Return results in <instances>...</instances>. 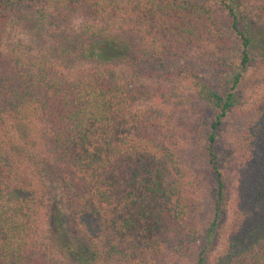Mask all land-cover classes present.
Segmentation results:
<instances>
[{
	"label": "trees",
	"instance_id": "16d2710c",
	"mask_svg": "<svg viewBox=\"0 0 264 264\" xmlns=\"http://www.w3.org/2000/svg\"><path fill=\"white\" fill-rule=\"evenodd\" d=\"M262 66L264 0H0V264H264Z\"/></svg>",
	"mask_w": 264,
	"mask_h": 264
},
{
	"label": "rangeland",
	"instance_id": "374dc122",
	"mask_svg": "<svg viewBox=\"0 0 264 264\" xmlns=\"http://www.w3.org/2000/svg\"><path fill=\"white\" fill-rule=\"evenodd\" d=\"M20 42H29V35L27 34V32L25 31V29L19 25L18 23H13V25L9 26V29L7 31V34L4 38V44L6 45V47L11 46V45H15L18 44ZM171 85V83H164L163 86H168ZM154 86H157V84L155 83ZM181 89H180V95L185 96L187 94V92H189V86L188 85H180ZM264 94V66L261 67V69L259 70L254 82L245 89L243 95H242V105L245 108H249L251 107L253 104H255ZM145 105V103H142ZM170 114L173 118L176 117H180L181 119H184V121H189L190 120V116H188L187 114H185L184 109H181V106L178 105H173L170 109ZM172 123H174V121H172ZM182 136L178 137L179 139H177L176 145L174 146V152L176 155L177 160H179L181 163L184 164V162H182V160L185 159V157H187L188 152H189V144L188 142H186L183 138H181ZM233 186L230 187L229 189V211L227 214V221L229 222L231 220L232 217V210H233V199H234V192H235V183L232 184ZM200 212L202 213V210H204L205 212H208V208L204 205L202 207H199ZM41 236L42 238L45 237L46 235H48L47 232V227L48 224L46 221H42V225H41ZM159 259V258H158ZM169 260V259H168Z\"/></svg>",
	"mask_w": 264,
	"mask_h": 264
}]
</instances>
